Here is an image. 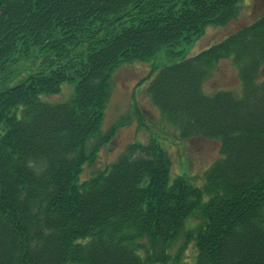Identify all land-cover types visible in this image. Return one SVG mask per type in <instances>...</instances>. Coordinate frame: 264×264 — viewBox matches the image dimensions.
Masks as SVG:
<instances>
[{
    "label": "trees",
    "instance_id": "trees-1",
    "mask_svg": "<svg viewBox=\"0 0 264 264\" xmlns=\"http://www.w3.org/2000/svg\"><path fill=\"white\" fill-rule=\"evenodd\" d=\"M240 1L0 0L1 69L41 57L0 90V264H167L181 234L196 241L197 264H264V14L148 87L182 137L220 139L203 186L172 179L156 139L81 179L116 134L101 132L114 71L228 24ZM225 58L239 66L240 98L203 90ZM67 81H77L69 100L42 99ZM196 213L202 223L186 230Z\"/></svg>",
    "mask_w": 264,
    "mask_h": 264
},
{
    "label": "rangeland",
    "instance_id": "rangeland-1",
    "mask_svg": "<svg viewBox=\"0 0 264 264\" xmlns=\"http://www.w3.org/2000/svg\"><path fill=\"white\" fill-rule=\"evenodd\" d=\"M263 14L264 0H242L238 14L229 24H209L201 36L193 35L190 40L182 39L177 45L162 48L151 58L122 63L114 72L101 126L103 133L116 126V134L100 148L96 160L86 164L81 179L89 178L103 169L108 171L110 165L126 152L130 144H147L151 139H156L166 149L172 179L183 175L193 184L203 186L207 170L222 156L220 140L181 138L179 129L167 121L153 101L147 86L162 67L195 55ZM40 64L41 57L32 52L30 57L20 60L7 70L0 67V90L20 83L37 71ZM76 83L77 81L66 82L60 92L43 94L42 99L51 103L67 101L75 93ZM204 90L208 93L231 90L236 96L242 94L238 66L231 58L223 59L216 65L204 81ZM201 223L200 213H196L187 219L186 230ZM195 243V240L187 241L184 234L179 235L169 248L172 259L167 264H197Z\"/></svg>",
    "mask_w": 264,
    "mask_h": 264
}]
</instances>
